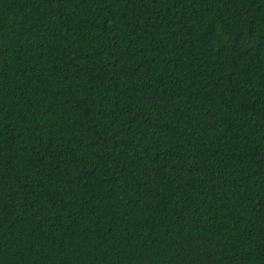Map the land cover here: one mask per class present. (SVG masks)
<instances>
[{"label":"trees","instance_id":"1","mask_svg":"<svg viewBox=\"0 0 264 264\" xmlns=\"http://www.w3.org/2000/svg\"><path fill=\"white\" fill-rule=\"evenodd\" d=\"M0 264H264V0H0Z\"/></svg>","mask_w":264,"mask_h":264}]
</instances>
